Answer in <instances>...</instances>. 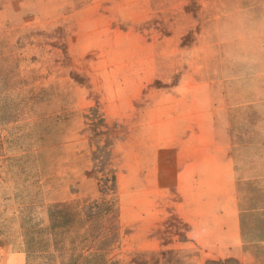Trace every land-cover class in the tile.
Returning <instances> with one entry per match:
<instances>
[{
	"label": "rangeland",
	"instance_id": "374dc122",
	"mask_svg": "<svg viewBox=\"0 0 264 264\" xmlns=\"http://www.w3.org/2000/svg\"><path fill=\"white\" fill-rule=\"evenodd\" d=\"M257 1L0 0V264H264L190 236L168 120L201 20Z\"/></svg>",
	"mask_w": 264,
	"mask_h": 264
},
{
	"label": "crops",
	"instance_id": "0c3cea01",
	"mask_svg": "<svg viewBox=\"0 0 264 264\" xmlns=\"http://www.w3.org/2000/svg\"><path fill=\"white\" fill-rule=\"evenodd\" d=\"M203 23L167 78L174 139L191 153L175 208L207 256L252 260L264 256V0Z\"/></svg>",
	"mask_w": 264,
	"mask_h": 264
},
{
	"label": "trees",
	"instance_id": "16d2710c",
	"mask_svg": "<svg viewBox=\"0 0 264 264\" xmlns=\"http://www.w3.org/2000/svg\"><path fill=\"white\" fill-rule=\"evenodd\" d=\"M173 252H171V251H168L166 254L169 256L170 254H172ZM175 253V252H174ZM168 256H167V258L165 259V262H168L169 261V259H168ZM210 263H215L216 261H209Z\"/></svg>",
	"mask_w": 264,
	"mask_h": 264
}]
</instances>
